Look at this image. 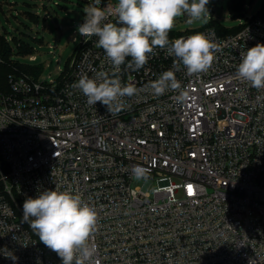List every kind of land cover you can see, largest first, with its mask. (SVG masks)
Masks as SVG:
<instances>
[{
	"label": "built area",
	"instance_id": "2783aa9c",
	"mask_svg": "<svg viewBox=\"0 0 264 264\" xmlns=\"http://www.w3.org/2000/svg\"><path fill=\"white\" fill-rule=\"evenodd\" d=\"M240 23L228 35L202 30L220 48L206 73L177 70L176 58L160 49L138 71L126 58L123 84L142 88L171 69L180 88L125 97L115 116L72 87L82 75H111L97 37L86 42L76 30L78 47L56 77L17 69L7 76L0 264H62L23 220V202L55 188L80 194L97 211L92 264H264V89L236 75L241 53L264 44V9ZM135 166L147 169L143 186H134Z\"/></svg>",
	"mask_w": 264,
	"mask_h": 264
},
{
	"label": "clouds",
	"instance_id": "9594fccd",
	"mask_svg": "<svg viewBox=\"0 0 264 264\" xmlns=\"http://www.w3.org/2000/svg\"><path fill=\"white\" fill-rule=\"evenodd\" d=\"M208 4L209 0H116L115 5L101 8V0H92L83 9L84 22L78 26V32L86 42L91 37L98 38L96 47L105 53L112 72L109 75L100 71L93 78L82 75L72 87L87 98L89 106L101 102L115 116L125 110V97L140 92L159 97L180 88L171 69L142 88L133 83L123 84L118 74L128 57L131 59L127 68L138 71L160 49L176 58L173 67L177 70L182 64L189 75L206 73L216 59L215 53L220 51L218 44L202 32L174 40H170L169 33L176 20L185 15L189 24L207 23L211 17ZM236 75L251 87L264 89V44L258 43L241 53ZM183 98L182 94L178 100ZM146 172L140 166L133 168L135 179L145 178ZM23 220L62 264H92L97 252L93 237L98 214L80 194L55 188L36 198L29 197L23 202ZM5 255L13 261L17 259L9 253Z\"/></svg>",
	"mask_w": 264,
	"mask_h": 264
},
{
	"label": "rangeland",
	"instance_id": "374dc122",
	"mask_svg": "<svg viewBox=\"0 0 264 264\" xmlns=\"http://www.w3.org/2000/svg\"><path fill=\"white\" fill-rule=\"evenodd\" d=\"M231 1L209 0L207 8L211 17L207 23L189 24L185 15L176 20L171 33L192 35L202 32L212 22L233 32L240 27V19H244L246 12L254 16L264 7V0H243L244 8L236 9ZM89 3L92 0H0V36L8 43L9 62L43 67L40 80H46L50 75L56 77L58 67L65 68L78 47L74 32L84 21L83 9ZM19 42L36 55V61L30 60L32 54L19 48ZM6 85L7 79L0 81L2 90ZM144 184V179L134 182V186Z\"/></svg>",
	"mask_w": 264,
	"mask_h": 264
},
{
	"label": "trees",
	"instance_id": "16d2710c",
	"mask_svg": "<svg viewBox=\"0 0 264 264\" xmlns=\"http://www.w3.org/2000/svg\"><path fill=\"white\" fill-rule=\"evenodd\" d=\"M231 5H233V7L236 9H242L243 0H232ZM208 27L215 28L217 30L218 34H220V35L233 34L239 30V29H237L236 31L230 32V31L224 30L219 25H217L215 22H212V24ZM181 35H183V34H181ZM181 35H173L170 32L169 38L171 39L173 37H177V36H181ZM7 46H8V43L5 40V38L0 36V57L3 58V60H4V62L2 64H0V81L1 80L5 81L9 74L15 72V69L19 70L20 72L30 74V75L34 76L35 78H38L40 76V73L42 72L43 67H29V66H23L19 63L9 62L8 59H9V55H10V50L7 48ZM19 48L21 50H24V53L29 52L30 54H32L31 50L29 48L25 47V45L23 43L19 42Z\"/></svg>",
	"mask_w": 264,
	"mask_h": 264
},
{
	"label": "snow or ice",
	"instance_id": "6c2138e0",
	"mask_svg": "<svg viewBox=\"0 0 264 264\" xmlns=\"http://www.w3.org/2000/svg\"><path fill=\"white\" fill-rule=\"evenodd\" d=\"M188 191H189V194H191V193H192L193 189H192V187H191V186H188Z\"/></svg>",
	"mask_w": 264,
	"mask_h": 264
},
{
	"label": "crops",
	"instance_id": "0c3cea01",
	"mask_svg": "<svg viewBox=\"0 0 264 264\" xmlns=\"http://www.w3.org/2000/svg\"><path fill=\"white\" fill-rule=\"evenodd\" d=\"M264 9V8H263Z\"/></svg>",
	"mask_w": 264,
	"mask_h": 264
}]
</instances>
